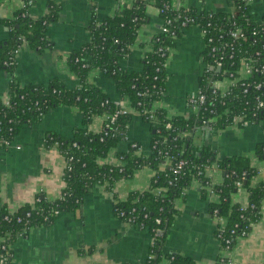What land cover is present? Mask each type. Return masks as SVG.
<instances>
[{"label":"trees","instance_id":"16d2710c","mask_svg":"<svg viewBox=\"0 0 264 264\" xmlns=\"http://www.w3.org/2000/svg\"><path fill=\"white\" fill-rule=\"evenodd\" d=\"M147 1L139 0L123 15L115 14L91 23V40L68 58L69 70L79 80V86L68 89L55 80L49 85H22L13 79L9 95L0 100V148L13 143L21 127L37 123L51 110L68 106L76 108L82 117V128H77L71 138L49 134L47 148L57 147L66 162L65 186L55 202L38 197L33 204L17 210L4 208L0 211V258L3 264L13 261L12 244L27 237L31 229L49 226L63 213L75 212L84 196L96 185L112 190L113 185L131 178L145 167L155 174L149 189L131 192L124 201H116L115 215L130 224L150 231L155 241L145 264H195L186 257L165 253L163 250L167 232L179 214L176 201L185 199L192 183L200 182L202 197L217 200L210 202L211 216L225 219V227L219 225L216 237L222 236L221 248L232 249L236 239L248 235L260 218L264 204V178L258 180L259 170L245 156L219 158L206 143L208 135H215L232 125H262L264 127V14L257 19L251 14L248 0H236L233 14H216L195 8L173 7L169 1L150 0L163 20H171L168 33H158L150 42L151 49L143 58V68L127 71L120 65L137 44L138 32L148 21ZM14 19L1 21L9 28V37L0 42V68L13 74L15 56L26 43L37 52L52 48L48 36L49 26L58 17L59 7L50 5L47 16L36 20L29 15V0ZM186 28L199 26L206 38L224 37L223 42H233L231 32L242 36L234 42L233 51L224 54L223 66L205 73L200 82V92L205 102L189 118L168 116L164 109L154 105L166 94L168 75L166 62L170 51L181 36L182 23ZM207 67L214 64L215 56L209 48L204 53ZM247 65L249 73L221 96L218 83L223 79H239ZM100 70L115 82L121 98H128L133 109L141 114L152 133V154L141 155L139 144H130L126 153L119 154L120 166L102 164L110 151L129 138V126L133 114L115 104L104 91L90 81V74ZM261 85L260 88L257 86ZM260 103L262 104L260 106ZM116 119L112 121V117ZM107 117L101 132L94 133L88 127L97 117ZM240 119V120H238ZM197 138L202 142L197 144ZM257 157L264 162V142L258 145ZM183 163L182 166L180 164ZM215 168L222 172V181L213 184L206 172ZM241 183L249 196V205L242 208L233 198ZM211 188V191L208 190ZM160 220V223L157 221ZM5 247V250L2 249Z\"/></svg>","mask_w":264,"mask_h":264},{"label":"crops","instance_id":"0c3cea01","mask_svg":"<svg viewBox=\"0 0 264 264\" xmlns=\"http://www.w3.org/2000/svg\"><path fill=\"white\" fill-rule=\"evenodd\" d=\"M139 0H29V15L39 20L50 12V5L59 7L58 17L49 26L52 48L37 52L24 43L17 51L13 74L0 68V100L6 101L13 79L20 84L49 85L55 80L68 89L79 86V80L68 67L69 56L91 40V23L115 14L123 15ZM173 7L195 8L216 14H233L236 0H163ZM251 14L260 19L264 14V0H250ZM24 7L23 0H0V42L9 37V28L1 21L14 19ZM147 23L138 32L137 44L131 54L120 61L127 71L143 68V58L151 49L150 42L161 32L164 20L159 9L147 1ZM207 46L199 26L184 29L171 49L166 62L168 80L166 94L154 105L164 109L168 116L189 118L193 109L189 99L199 92L201 79L207 69L204 53ZM243 73L245 72V68ZM90 81L101 88L111 100L133 114L129 138L110 151L101 163L120 166L119 154L126 153L130 144H139L143 156L152 154V133L140 113L133 109L128 98H121L113 80L100 70L90 74ZM232 80L220 81L221 90L232 85ZM105 116L95 118L88 129L94 133L104 128ZM82 117L74 107L61 106L51 110L41 121L25 124L8 148H0V211L17 210L33 204L38 197L55 202L65 186L66 162L57 147L47 148L49 134L71 138L75 129L82 128ZM197 138V144L202 141ZM264 142L262 125H232L215 135H208L206 143L219 158L245 156L259 170L258 180L264 178V162L257 157L258 145ZM155 172L145 167L133 177L116 182L112 190L96 185L87 193L75 212L60 214L49 226L31 229L27 237L12 244L11 264H145L150 254L153 236L138 225L115 215L116 201H124L131 192L149 189ZM213 184L222 181V172L209 168L206 172ZM202 186L195 180L185 190V199L179 198V214L167 232L163 250L192 259L195 264H264V204L260 218L248 235L236 239L229 252L220 245L216 232L225 227V219L216 220L210 213V202L216 196L203 198ZM234 203L242 208L249 205V196L242 189L234 196ZM225 257L224 263L220 262Z\"/></svg>","mask_w":264,"mask_h":264},{"label":"built area","instance_id":"2783aa9c","mask_svg":"<svg viewBox=\"0 0 264 264\" xmlns=\"http://www.w3.org/2000/svg\"><path fill=\"white\" fill-rule=\"evenodd\" d=\"M249 2H250V0H248V3ZM28 4H30V2ZM171 24H172L171 20H169V19L164 20V24L162 26L161 32L162 33L170 32L171 29L169 28V26ZM186 25H187L186 22L182 23L181 31H183L186 28ZM202 31H203L204 36H205V41H206L207 48H209L210 53H212L215 56L214 64L211 67H207L205 73H209V70H212L214 68L222 69L223 61H224V54L228 51L227 49H229L230 51H233L235 40H237L242 35L239 32H231L230 35H231V38H232L233 42H226L225 43V42H223L224 41V37L223 36L217 37L216 39L213 38V37L206 38L205 31L204 30H202ZM243 68H245V72L243 73V69L241 70V72H240L241 76H240L239 79H230V80L233 81L231 86H233L234 84H236L237 82H239L242 79H246L247 74L249 73V70H248V67H247L246 64L243 66ZM219 83H218V88L220 89V94H221V96H224L226 94V92L231 88V86L228 89H226V90H221ZM257 87L260 88L261 85H258ZM204 102H205V96L202 95L200 90H199L198 95L196 97H193V98L189 99V106L193 109V113L195 111H197L199 109L200 105H202ZM5 103L7 104L6 101H5ZM261 105L262 104L260 103V106ZM114 119H116V115L114 117H112V121H114ZM238 120H240V119H238ZM182 165H183V163L180 164V166H182ZM237 187L239 188V190L243 189V186H242L241 183H237ZM208 190L211 191V188L208 187ZM212 196H215V194L212 193ZM157 222L160 223V220H158ZM218 239H219V242H220L222 240V236L219 235ZM5 240H6L5 238H1L0 239V244L5 242ZM154 241H155V238H153V243H154ZM153 243H152V245H153ZM229 243H230V241L226 240L227 246L224 249L225 252H229L231 250L229 248ZM2 249L5 250V247L2 246ZM148 259H151V257L149 256ZM225 259H226L225 257H223V258L221 257L220 262L221 263L226 262ZM4 261H5L4 258H0V264H3ZM169 263H170V260L163 261V264H169Z\"/></svg>","mask_w":264,"mask_h":264},{"label":"water","instance_id":"95a60500","mask_svg":"<svg viewBox=\"0 0 264 264\" xmlns=\"http://www.w3.org/2000/svg\"><path fill=\"white\" fill-rule=\"evenodd\" d=\"M221 71V69H218V72H220Z\"/></svg>","mask_w":264,"mask_h":264}]
</instances>
